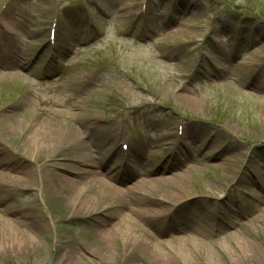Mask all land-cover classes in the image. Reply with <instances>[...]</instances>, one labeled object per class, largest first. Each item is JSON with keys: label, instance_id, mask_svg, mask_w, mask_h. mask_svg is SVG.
Returning <instances> with one entry per match:
<instances>
[{"label": "rangeland", "instance_id": "1", "mask_svg": "<svg viewBox=\"0 0 264 264\" xmlns=\"http://www.w3.org/2000/svg\"><path fill=\"white\" fill-rule=\"evenodd\" d=\"M0 23V169L14 177L0 190V240L35 223L45 244L32 256L0 249V264H264V0H0ZM42 106L59 129L99 119L88 164L53 149L28 158ZM93 169L115 174L122 197L107 199ZM54 174L74 186L59 190ZM139 178L175 182L133 193ZM188 195L192 222L148 209ZM131 211L140 232L120 222Z\"/></svg>", "mask_w": 264, "mask_h": 264}, {"label": "bare ground", "instance_id": "2", "mask_svg": "<svg viewBox=\"0 0 264 264\" xmlns=\"http://www.w3.org/2000/svg\"><path fill=\"white\" fill-rule=\"evenodd\" d=\"M9 33L6 32L5 27L2 23H0V36L8 35ZM260 45V44H259ZM263 45V44H261ZM239 48H242V46H238ZM255 47H258L255 45ZM1 59H4L2 56H0ZM8 60V59H7ZM18 66V65H17ZM21 68H24L23 64L19 65ZM8 71L10 74H12L13 77H17L19 74L18 73V68L8 66L7 67ZM28 95L33 96V94L29 91ZM188 102L192 104V100L189 98ZM41 104H47V100L39 99ZM192 101V102H191ZM57 105H63L67 107L68 110H73L74 107L76 106L75 104L67 103V102H57ZM75 105V106H74ZM57 116L56 112H52L51 110L45 108L44 106L40 107L37 112L35 113V125L33 128H30L28 133H29V138H26L24 140L23 145L25 146V150L28 154V158L31 159L32 156H35L38 153H44L47 152L51 149H53L54 153V158L57 156H61L64 153H69L72 154L74 153L77 157H81L80 159L83 160V164H88L89 163V148L84 142V138L87 137V132L90 130L95 129L94 126H97L99 119L96 117H93L89 120L81 119L80 122H75V124H71L67 129H59L55 127L54 123H52V119L56 118ZM77 116V115H76ZM92 124L89 126L84 127L83 124ZM116 131V130H115ZM114 131V132H115ZM113 132V133H114ZM120 139L119 133L116 131L115 134L111 135V142L109 144L111 145V156H117L121 155L122 150H119L117 148V142ZM175 145L176 142H173ZM184 149V146L182 147ZM129 149V148H128ZM186 150V149H185ZM121 151V152H120ZM124 156V155H122ZM137 162H140L138 159ZM53 164L51 163L50 165L47 163L45 165V169L51 167L52 168ZM54 167V166H53ZM4 169H0V177L7 178L8 181L6 183L0 182V184H5V188H0V190H6V191H11V187L13 186L12 184V178L10 177V173L3 171ZM87 170V169H86ZM85 172V171H84ZM90 172V177H91V182L95 186H98L102 189L104 194L106 195L105 197L107 199L114 198L116 196L122 197L121 194L124 193L123 189H120L117 187L113 180H115V174L112 172H109L108 174H102L101 172L97 171L96 169H93ZM30 176L27 177L26 185L25 187H30L33 184V178L35 177V171L30 170L29 172ZM52 178H54L56 183L58 184L59 190H66L69 186L75 184V182L70 181L68 178H66V175L63 174H57L54 176L51 175ZM172 182H175L171 178H156L150 180V182L146 178H139L136 181V184L134 186L129 187L128 189L133 192V193H140L142 192L141 186L145 187L148 186V184L152 183L153 186L163 188L167 186L168 184H172ZM52 184V182H50ZM53 187V185H51ZM126 191V190H125ZM164 197V196H163ZM196 197H190L184 196V197H178L176 198L173 196L172 198H165V200L158 199L156 202H152L150 205V208H148L150 211H154V216L157 218H162L164 217H169L172 218V216L175 214L176 217H179L181 221H190L192 222V218L188 214H186V207H195L196 204L199 202L198 199H195ZM164 199V198H163ZM77 198L75 199V201ZM163 204L165 202L166 205ZM180 201V202H179ZM197 203H194V202ZM127 202L126 199H120L118 201L117 205H113V208L118 212H121V208L124 205V203ZM183 202V203H181ZM85 205V215H89L91 210L87 208V205H89V201L87 199L82 200L81 204ZM183 208V209H182ZM76 211L79 212L80 209H83V206L77 205L75 207ZM87 209V210H86ZM120 214V213H118ZM138 213L131 211L129 213L123 212L122 215H120V222L122 225H124V228L126 232H132V231H141L142 226L140 225L141 223L138 222ZM198 217L196 218H206L209 215L199 213L197 215ZM41 230L40 225H34L28 227L26 230L22 231L21 233H24L23 236H15V239L11 242L6 241V240H0V249L5 250L2 253L5 254L8 250L13 251L11 252L12 254H23L27 256H32L34 250H38L44 247V242L41 240ZM114 236L112 231H105L103 232L101 237H106V236ZM138 246H145L148 248L149 246L143 245V243L138 244ZM70 259V257H69ZM67 258V262L69 264H75L72 261H69Z\"/></svg>", "mask_w": 264, "mask_h": 264}]
</instances>
